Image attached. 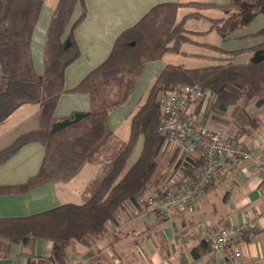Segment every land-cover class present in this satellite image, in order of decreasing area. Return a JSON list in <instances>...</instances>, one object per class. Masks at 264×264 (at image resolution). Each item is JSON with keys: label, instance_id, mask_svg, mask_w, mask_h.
Here are the masks:
<instances>
[{"label": "trees", "instance_id": "1", "mask_svg": "<svg viewBox=\"0 0 264 264\" xmlns=\"http://www.w3.org/2000/svg\"><path fill=\"white\" fill-rule=\"evenodd\" d=\"M42 3V0H0V124L23 104L39 106L37 129L21 135L0 151V164L28 143L38 142L45 151L37 175L16 188V192L74 177L107 140L110 112L129 99L146 63L160 60L166 53L200 56L184 52L182 47L186 44L221 52L216 46L196 41L195 37L215 32L222 41H227L257 16H264V0H230L221 7L224 17L219 19L201 15V10L211 6L206 3L154 6L135 26L118 36L108 58L72 90L88 94L89 115L52 132V125L59 121L54 110L64 92L65 71L79 56L72 31L84 18L85 0H58L47 28L43 72L37 75L32 68L29 47ZM76 5L81 7V15L70 27L67 37L71 45L64 50L62 37ZM179 8L194 11L176 21ZM203 17L209 22L206 31L185 28L187 20ZM257 37H264V28L246 36L248 39ZM256 51L263 55L258 63L232 61L237 54ZM223 54L226 57L221 58L220 63L199 68L165 65L151 84L145 102L131 116L127 145L112 161L111 170L103 177L99 190L82 205L68 203L26 217L0 219V257L8 256L10 246L18 244L28 251L27 264H68L67 250L73 244L91 247L110 234L109 224L115 223L122 212L132 215L149 209L140 202L141 198L158 193L175 164L184 175L200 169L199 151L179 155L175 150L163 156V139L157 133L163 121L157 103L160 92L175 86L194 85L207 90L208 99L196 108L197 113L202 111L201 124L211 122L221 127L229 126L226 134L235 143L240 144L241 138L252 137L261 130L264 118L251 116L248 108L251 105L264 107V41ZM107 93L108 99L105 98ZM139 136L143 139L140 154L128 167L129 151ZM212 186L210 184L206 190ZM38 239L51 243L47 258H34V242ZM210 250L209 235L192 249L191 254L198 259Z\"/></svg>", "mask_w": 264, "mask_h": 264}, {"label": "crops", "instance_id": "2", "mask_svg": "<svg viewBox=\"0 0 264 264\" xmlns=\"http://www.w3.org/2000/svg\"><path fill=\"white\" fill-rule=\"evenodd\" d=\"M229 1L85 0L84 18L72 31V39L78 47L79 56L65 71L64 92L58 99L54 116L62 120L71 118L74 113L89 112L88 94L75 93L72 90L89 72L108 58L118 36L135 26L154 6L164 3H206L211 6L201 10L200 13L206 18H210L206 14L208 11L220 12L221 7ZM42 2L29 47L32 68L37 75H41L43 72V48L47 28L58 0H42ZM192 11L194 9L179 8L176 21ZM80 15L81 7L76 5L71 22L63 34V40L67 38L71 25ZM194 19L196 18L186 21L185 28L187 30H189L188 25ZM262 28H264V16L259 15L244 30L234 34L231 39L227 41L219 39L220 42L216 47L222 53L204 46L188 44L184 45L182 50L186 53L198 54L200 55L198 58L202 59L211 56L220 63L221 58L226 57L223 52L246 49L263 42L264 37L246 38ZM212 33L215 32L195 37V40L210 45L201 39L209 37ZM200 50H205L209 54L200 53ZM178 55L181 54L166 53L160 60L144 65L129 99L109 114L110 134L107 140L70 180L45 183L23 192H16V188L23 186L37 175L44 158V147L38 142L28 143L5 159L0 164V219L26 217L68 203L76 205L86 203L99 190L103 177L111 170L112 162L107 159V156H111L112 146L118 141L117 132L123 136L122 128L124 126L128 129L129 135L131 116L145 102L151 84L164 66L175 65L170 63V59ZM181 56L192 61L197 57ZM179 67L190 68L184 67V65ZM38 113L39 106L37 104H23L14 110L7 120L0 124V151L21 135L36 130ZM199 114L201 116L202 111H199ZM205 125L211 129L224 128L218 123L206 122ZM109 139L110 146L104 150L103 147ZM239 143L244 147H249L258 155L264 156V127L252 137L241 138ZM166 151L170 153L172 149L165 148L164 152ZM93 159L98 165L92 164ZM243 167L247 174L242 173ZM208 200L213 205L210 209L207 207ZM263 206V185L259 183L252 169L247 168L243 162H237L230 173L206 190L192 211L164 222L158 221L155 216L151 218L150 209V211L143 209L135 212L132 219L128 212H122L115 223L109 224L110 234L106 238L99 240L91 247L79 243L73 244L67 250L68 264H206L210 251L200 258L194 259L191 254L192 249L203 238L211 235L216 228L229 223L241 224L245 220L244 214L253 220L255 228L251 236H246L247 239L236 241L243 253L240 264H264ZM204 225L209 227L205 229ZM50 251L51 243L49 241L38 239L34 242V258H47ZM27 253L28 251L22 246L12 244L9 255L0 257V264H27Z\"/></svg>", "mask_w": 264, "mask_h": 264}, {"label": "built area", "instance_id": "3", "mask_svg": "<svg viewBox=\"0 0 264 264\" xmlns=\"http://www.w3.org/2000/svg\"><path fill=\"white\" fill-rule=\"evenodd\" d=\"M208 96L209 92L197 85L175 86L157 96L163 115L157 133L163 139V148L176 150L179 155L199 151L201 156L199 170L184 175L175 164L161 190L141 198L140 202L148 206L158 221H169L192 211L206 188L230 173L237 162L252 169L264 187V156L230 140L224 128L211 129L201 124L196 108ZM241 171L247 174L244 167ZM244 218L241 224L229 223L213 230L206 264H240L243 253L236 241L251 236L255 228L247 214Z\"/></svg>", "mask_w": 264, "mask_h": 264}, {"label": "rangeland", "instance_id": "4", "mask_svg": "<svg viewBox=\"0 0 264 264\" xmlns=\"http://www.w3.org/2000/svg\"><path fill=\"white\" fill-rule=\"evenodd\" d=\"M206 14L210 18L224 17V14L222 11L219 12L216 10L215 11L210 10ZM188 26H189L188 27L189 30L204 31L205 29H207L209 27V22L204 18H196ZM219 39L220 38L216 33H212V35H210L209 37L207 36V37L202 38L201 41L210 43V45H212V46H218V42H220ZM211 50H214V49H211ZM199 52L209 54L205 50H200ZM252 57H253V54H250V52H244V53L235 55L232 58V61L234 63H243V62L250 61V59ZM171 58L172 59H170V63L175 64L176 66L177 65L178 66L184 65V67H190V68H199V67H204V66L213 65V64L218 63V61L216 59H213L211 56L203 58V59L196 57V59H194L193 61L189 60V59H184L181 55H178L176 57H171ZM107 97H108V93H107V96L105 98H107ZM248 111H249L251 116H260V117L264 118V107L257 108L255 106L251 105V106H249ZM122 129H123V133H124L123 136H120V134L117 132V136H119L118 141L112 146V150L110 151L111 156H107V159H110L111 162H112V160H114L116 158V156L127 145L128 136H129L128 135V129L124 126ZM224 129L228 131L229 126H224ZM109 142H110V139H109V141H107V144L103 147L104 150H107L109 148V146H110ZM142 143H143V139L141 136H139L129 151V156L127 158V166H129L131 163H133L135 161V159L139 156V153H140V150L142 147ZM170 153L166 151L163 153V156L168 155ZM100 157H102V156H100ZM92 164L98 165V163L95 161V159H93ZM207 205H208L207 207L209 209L213 207L212 203L209 200H208ZM147 210L150 211L149 209H147ZM153 216L154 215L151 212L150 217L152 218ZM129 217H130V219L134 218V214L130 215Z\"/></svg>", "mask_w": 264, "mask_h": 264}, {"label": "water", "instance_id": "5", "mask_svg": "<svg viewBox=\"0 0 264 264\" xmlns=\"http://www.w3.org/2000/svg\"><path fill=\"white\" fill-rule=\"evenodd\" d=\"M70 45H71V41L67 37L64 40L63 49L64 50H67L70 47ZM130 45H133V43H130ZM262 59H263L262 53L260 51H256L253 54V57L250 59V62H252V63H258ZM88 115H89V112H86V113H74L72 115V118H65V119H62V120H59V121L55 122L52 125V127H51V131L54 132V131L59 130L61 128H64L65 126H68V125H70L72 123H77L80 120H82L83 118L87 117Z\"/></svg>", "mask_w": 264, "mask_h": 264}]
</instances>
